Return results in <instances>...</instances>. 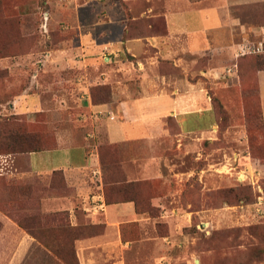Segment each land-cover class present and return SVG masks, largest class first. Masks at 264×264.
I'll return each mask as SVG.
<instances>
[{
  "label": "rangeland",
  "instance_id": "obj_1",
  "mask_svg": "<svg viewBox=\"0 0 264 264\" xmlns=\"http://www.w3.org/2000/svg\"><path fill=\"white\" fill-rule=\"evenodd\" d=\"M133 5L132 9H139L138 3ZM107 13L130 19L137 15L119 0H0V124L11 118L10 130L37 137L34 143L16 142L17 147L54 148L60 129L71 130L79 144L97 146L105 201L133 200L137 213L147 220L122 227L123 241L130 243L127 264H159L161 259L163 264H264V122L255 79L256 70L264 68L258 65L264 64V54L236 62L240 79L229 72L231 62H226L218 80L202 76V70L207 72L217 63L210 55L198 58L193 75L203 82L213 117H187L181 122L212 120L215 127L180 136L177 119L166 118L170 137L150 146L160 158L163 178L128 183L123 161L143 144H108L101 125L97 130L89 119L78 121L73 71L57 75L43 71L46 54L77 46L79 32L91 29ZM127 25L133 35L138 29L147 34L150 25L161 30L163 24L138 19L128 20ZM255 25L263 26L264 19ZM62 60L66 61L58 62ZM29 87L31 94L46 100V111L14 115L10 102ZM96 92L107 94L105 87ZM62 98L64 108L53 101ZM104 100L93 95L92 102ZM1 142L0 157L12 158L6 175H0V264H79L76 240L101 234L103 226L87 223L76 228L68 212H43V197L68 193L63 175L27 173L20 154L6 152L10 141ZM27 234L40 243L21 250Z\"/></svg>",
  "mask_w": 264,
  "mask_h": 264
},
{
  "label": "crops",
  "instance_id": "obj_2",
  "mask_svg": "<svg viewBox=\"0 0 264 264\" xmlns=\"http://www.w3.org/2000/svg\"><path fill=\"white\" fill-rule=\"evenodd\" d=\"M119 1L137 15L130 19L126 14L117 17L107 13L98 18L91 29L79 32L77 46L46 54L43 71L54 75L67 69L73 71L75 103L81 118L78 121L89 119L95 122L97 130L101 125L108 144H143L136 155L123 161L128 183L163 178L160 158L152 154L150 146L170 137L166 118L177 119L180 136L206 133L215 127L212 120L205 124L181 122V118L187 117H213L203 82L195 80L193 75L198 58L210 55L217 63L207 72L202 70V76L218 80L227 69L226 62H231L229 72L234 71L239 77L236 62L243 57H238V52L247 39L258 33L261 26L257 27L255 21L264 19V0ZM135 3L139 4L137 10L132 9ZM138 19L159 20L162 29L150 25L147 34H141L142 29H138L129 35L128 20ZM60 58L66 61L60 63ZM255 79L264 122V68L256 70ZM103 87L106 95L93 94ZM31 88L10 102L14 115H29L34 109L46 111V100L31 94ZM93 95L97 101L105 100L93 103ZM55 99L66 107L64 98ZM56 140V149L20 154L28 166L27 173L49 177L60 172L66 182L68 193L42 198L43 212H68L76 228L87 223L92 227L103 226L101 234L76 240L80 264H127L130 243L123 241L122 227L133 222L145 224L147 220L137 213L133 200L105 201L97 146L90 149L79 144L68 129L58 130ZM9 158L0 157L1 176L6 175ZM153 203L160 204L158 199ZM83 219H87L86 223ZM27 236L20 243L21 250L28 251L40 243L33 236ZM23 255V252L17 253L15 259L20 260ZM161 260L159 264L165 261Z\"/></svg>",
  "mask_w": 264,
  "mask_h": 264
},
{
  "label": "trees",
  "instance_id": "obj_3",
  "mask_svg": "<svg viewBox=\"0 0 264 264\" xmlns=\"http://www.w3.org/2000/svg\"><path fill=\"white\" fill-rule=\"evenodd\" d=\"M257 56H260V55H257ZM258 65H259V67H261L264 64L258 62ZM11 120L12 119L9 118V119H6L5 121H3V123H1V124L5 127V129L4 128L0 129L2 132V133H0V141H3L1 143H6L7 141H10L9 142L10 147L6 148V152H8L10 154H24V153H33V152H41V151H46V150H53V149L57 148V144L54 148H46V149H37V148H30V147L24 148V147H20V146L19 147L14 146L15 143L19 142V141L22 143H23V141L34 143L36 141L37 137L35 135L30 134V133H21L20 130L19 131L17 130V132L15 130H10L8 128V126H9ZM55 173H53V175ZM20 224H21V221H20Z\"/></svg>",
  "mask_w": 264,
  "mask_h": 264
},
{
  "label": "built area",
  "instance_id": "obj_4",
  "mask_svg": "<svg viewBox=\"0 0 264 264\" xmlns=\"http://www.w3.org/2000/svg\"><path fill=\"white\" fill-rule=\"evenodd\" d=\"M255 37H257L256 40H251L249 38L241 45L238 52V57L264 54V25L259 28L258 33L255 34ZM0 168H2L1 164Z\"/></svg>",
  "mask_w": 264,
  "mask_h": 264
}]
</instances>
